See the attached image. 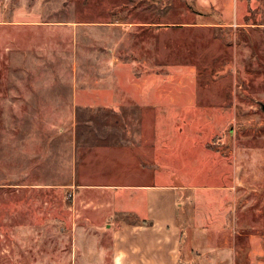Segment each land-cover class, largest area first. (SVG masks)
Returning <instances> with one entry per match:
<instances>
[{
  "label": "rangeland",
  "instance_id": "374dc122",
  "mask_svg": "<svg viewBox=\"0 0 264 264\" xmlns=\"http://www.w3.org/2000/svg\"><path fill=\"white\" fill-rule=\"evenodd\" d=\"M203 1L0 0V264H115L122 226L136 219L94 185L126 182L143 149L170 167L143 182L187 187L177 199L182 259L202 263L201 232L222 222L212 247L237 232L247 245L249 231L264 264V0H213L231 2L232 25L219 27L204 25L227 20ZM137 21L170 25L145 32L150 56L197 68L196 103L106 106L121 85L105 78L108 47L137 56ZM105 122H166L170 133L156 146L137 136L153 126H125L111 143ZM186 122L199 133L176 135Z\"/></svg>",
  "mask_w": 264,
  "mask_h": 264
},
{
  "label": "crops",
  "instance_id": "0c3cea01",
  "mask_svg": "<svg viewBox=\"0 0 264 264\" xmlns=\"http://www.w3.org/2000/svg\"><path fill=\"white\" fill-rule=\"evenodd\" d=\"M207 3L208 5L212 4L219 11V16L227 20V23L205 21L204 25L215 27L232 25L228 21L232 16L231 2L219 3L218 6L213 0H207ZM199 4L206 8L207 4L203 0H199ZM219 6L221 9L218 8ZM200 15L201 18L206 17L207 20L210 17L208 12H202ZM234 17L237 18L235 13ZM128 24L131 27L138 24L141 28L140 33L135 32L132 37V41L133 38L134 41L130 42L129 45L134 49L137 56L133 57L128 53V56L124 57L120 53L121 57H119L117 54L122 49L117 50L116 45L108 47L110 56L105 60V72L107 74L105 78L110 79L112 82L120 80L121 85L117 86L118 92L113 90L112 85H110L111 89L105 92L106 106L136 105L154 111L162 109V107L166 108L167 105L187 104L191 106L196 103L198 92L197 68L189 63H170L166 58L161 59L160 55L150 56L149 48L154 52L156 46L148 44L149 40L147 38L150 37V34L146 36L147 30H155L154 27L158 29L155 31L167 30L170 25L166 24L165 27L160 28L162 23L159 21H137ZM188 24L195 25V23H186V25ZM138 34L139 36H137ZM153 39L152 41H154ZM196 123L186 122L183 129H178L175 134H198ZM151 124L150 122H133V124H129V122H105V139L109 138L112 143L113 137L115 140L118 134L122 138L125 126L136 125L138 127L148 126L149 128L153 126V132H150L152 134H148L142 129L141 134L137 136L142 139L143 143H152L157 146L162 136L166 134L169 136V130L164 131V128L169 125L166 122H151ZM208 133L202 141L207 139ZM108 146L112 145L106 143V148H111ZM147 151L143 149L141 150L143 153L138 152L137 154L136 152L133 160L134 170L127 173L130 178H127L126 182H107L94 185L95 187H102L105 192L111 193L110 203L114 212L132 215L136 219L133 222L125 221L122 226L121 231L124 233H120L122 237L120 238L123 241H121L119 251L113 254L115 264H191L185 257L181 258V252H185L186 242L183 241V231L178 221V209L181 204L177 202L179 193L187 187L184 188L180 184L174 183L143 182L142 175L166 173L170 169L169 166H159L157 163L148 162V160H153L155 152H151L152 155L148 157L151 153ZM143 169L144 171H142ZM133 179H140V181L133 182ZM118 192H124V194L121 195ZM143 205L145 215L135 210V208H141ZM223 228V223L219 222L211 224L210 227H204L202 232L200 231L203 235L207 234L208 238L207 245L204 248L205 251L199 256L202 261L200 264H263L255 256L256 253L261 254L262 250L255 247V235L249 231L246 233L247 245H245L246 242L240 241L238 236L240 232H237V237L234 240L228 242V239H225L221 244V249H214L210 237L213 233H219Z\"/></svg>",
  "mask_w": 264,
  "mask_h": 264
},
{
  "label": "water",
  "instance_id": "95a60500",
  "mask_svg": "<svg viewBox=\"0 0 264 264\" xmlns=\"http://www.w3.org/2000/svg\"><path fill=\"white\" fill-rule=\"evenodd\" d=\"M263 109H264V106H263Z\"/></svg>",
  "mask_w": 264,
  "mask_h": 264
}]
</instances>
